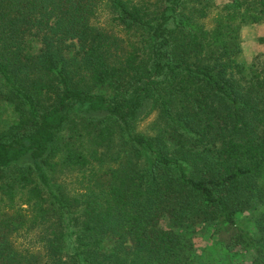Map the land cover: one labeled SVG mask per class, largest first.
Here are the masks:
<instances>
[{"label": "trees", "instance_id": "1", "mask_svg": "<svg viewBox=\"0 0 264 264\" xmlns=\"http://www.w3.org/2000/svg\"><path fill=\"white\" fill-rule=\"evenodd\" d=\"M262 21L0 0V264H264Z\"/></svg>", "mask_w": 264, "mask_h": 264}, {"label": "rangeland", "instance_id": "2", "mask_svg": "<svg viewBox=\"0 0 264 264\" xmlns=\"http://www.w3.org/2000/svg\"><path fill=\"white\" fill-rule=\"evenodd\" d=\"M215 1H219V0H215ZM100 20H103L104 17L101 16L99 17ZM209 18L205 19V22L208 21ZM264 33V21H262L258 27L254 28V27H250L249 29V34H262ZM242 46H243V50L245 53H248L250 51H254L255 49H260L262 48L260 44H257L252 38L251 36H244L243 41H242ZM83 113V111H81ZM143 112V111H142ZM141 112V113H142ZM86 114V113H85ZM153 118V112H150L148 115L144 116L143 119L138 123V127L140 128H145L148 121Z\"/></svg>", "mask_w": 264, "mask_h": 264}]
</instances>
